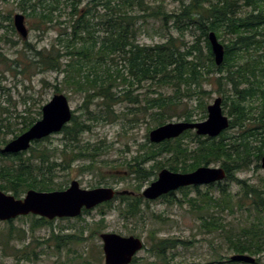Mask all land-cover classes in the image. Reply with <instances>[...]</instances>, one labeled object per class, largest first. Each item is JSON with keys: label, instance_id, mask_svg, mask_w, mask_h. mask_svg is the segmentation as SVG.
<instances>
[{"label": "trees", "instance_id": "trees-1", "mask_svg": "<svg viewBox=\"0 0 264 264\" xmlns=\"http://www.w3.org/2000/svg\"><path fill=\"white\" fill-rule=\"evenodd\" d=\"M51 1L17 0L18 8L26 17L37 19V29L46 31L50 29V24H57L61 28L46 47L37 49L28 41L24 43L25 50L31 52L32 57L30 65L23 71L16 68L19 60H11L3 52V44H17L10 37L17 31L11 13L6 15L0 10V64H5L9 71L21 74L37 68L62 76L61 82L70 87L71 92L84 95L87 120L97 124L118 119L120 115L115 106L119 102L140 106L139 96L134 97L132 93L134 88L142 87L144 83L155 87V96L148 99L146 107L139 108L133 114L150 116L156 127L171 120L185 100H197L198 108L204 112L206 95L209 93L204 89L205 84L209 82L217 87V92L224 95L223 105L226 107L231 102L229 115L233 120L229 128L241 129L239 135H230L226 130L219 138H209L200 137L189 130L177 139L152 143L147 148L142 145L133 161H124L121 165L127 167L129 174H134L136 180L142 183L165 167L174 172L188 173L201 166L220 163L226 172L224 181L227 183L210 185L204 192L199 186L179 191L183 193L184 201L199 214L200 228L206 233L226 234L230 249L237 254H264V179L261 185L236 176V173L248 167L252 157L260 160L264 156V0H177L180 8L173 13L166 12L163 5L153 6L147 0H91L84 7H81L82 0ZM239 1L251 8L250 12L240 14ZM62 4L71 9L65 21L60 19L61 15H55ZM148 18L162 23L167 29L174 28L182 37L186 32H199V35H194L197 37L192 44L169 33L164 41L144 45L140 43L138 35ZM210 32H215L225 47V59L220 66L214 60L208 39ZM226 35L228 37L223 40ZM226 39L228 41L225 43ZM225 85L232 86L233 96L226 94ZM244 85L247 87L243 88ZM163 88H175V94H165L161 91ZM56 89L58 93L62 92L58 86ZM9 91L6 99L9 105L5 106L1 94L6 96L7 89L0 79V145H6L11 140L8 139L9 135L18 137L42 117V108L33 110L28 103L34 100L32 96L24 99L23 110L19 111V103L12 102ZM98 98L102 100L97 104L100 110L91 111L88 106L90 99ZM250 100L259 103L253 104ZM247 101L250 104L245 105ZM76 112L73 111L71 122L62 130L64 145L61 149L41 148L45 138L35 141V146L26 152H0L2 191L22 198L31 189L43 192L65 190L66 184L61 180L56 181L60 178L58 173L71 168L74 163H79L78 169L83 174L100 170L97 158L105 151L99 145L81 140L82 134L90 130V125L80 119ZM179 116L188 122L195 121L192 111H184ZM205 117L206 113L203 115ZM252 122L254 125L248 126ZM188 138L193 146L186 142ZM101 164L109 167L111 162L101 161ZM230 182L240 185L239 192L234 194L231 191ZM214 185L219 188L218 197L210 195ZM193 191L197 192V196H190ZM161 199L171 204L183 202L176 197V192ZM115 200H119L117 209L120 215L128 220L145 219L143 205L151 202L144 199L142 194H120ZM113 201L100 205L102 217L97 223L91 224L85 220L84 224L73 226V233H56L53 229L51 239L57 251L60 253L65 247L71 248V245L80 246L95 235H101L106 227L105 208L111 209ZM244 212L248 214L245 216ZM83 213L89 214L90 211L84 210ZM226 214L242 215L236 235L232 233L233 225L227 222ZM151 216L160 218L155 213ZM33 218L32 228L54 222L45 218L36 219V216ZM157 234V230L151 231L149 252L160 261L144 264H174L170 260L175 253L170 255L169 252L189 243L175 238H158ZM24 236L21 232L18 239ZM11 239L10 232L8 240L1 241L4 251ZM13 255L18 261L38 258V253L29 251L28 247L15 248ZM259 258L254 264H260ZM226 259V264H242L231 261L230 257ZM137 260L135 258L133 264ZM60 264H92V261L87 255L80 254L68 262L60 261Z\"/></svg>", "mask_w": 264, "mask_h": 264}, {"label": "rangeland", "instance_id": "rangeland-1", "mask_svg": "<svg viewBox=\"0 0 264 264\" xmlns=\"http://www.w3.org/2000/svg\"><path fill=\"white\" fill-rule=\"evenodd\" d=\"M64 1V0H63ZM91 0H82L81 7L87 5ZM150 4L163 5V9L168 13H173L179 10L180 4L177 0H147ZM217 2L218 0H211ZM48 2H52L48 0ZM240 14L245 15L250 12L251 8L245 6L243 1H239ZM0 10L6 15L11 13L12 18L17 13H22V10L18 8L17 0H8L3 2L0 0ZM59 10L55 12V15L60 17L61 20L68 18V13L70 8L65 7L64 4L59 5ZM25 15V14H24ZM38 23L36 18L26 17V24L29 28V36L27 39H23L17 32L12 33L10 37L17 41L16 45L3 44V52L11 60H19V66L16 68L19 70H24V68L30 65V58L32 57L31 52L25 50L24 43L26 41L30 42L37 49L46 47L58 34L60 31V26L57 24H50L48 26L50 29L44 31L43 29H37L36 24ZM2 33V32H1ZM173 34L175 37L184 38L187 43L192 44L199 35V32L189 33L186 32L184 37L180 36L174 28L167 29L160 22H155L154 19L148 18L146 22L142 24V28L138 35L141 44L153 45L157 42L164 41V37ZM228 36L226 35L225 38ZM220 40V39H219ZM222 40V39H221ZM220 40V41H221ZM228 39L224 42L226 43ZM11 64V63H9ZM13 64V63H12ZM0 79L3 87L7 89L5 93L6 96L1 94L4 99V105L8 106V101H6L8 96V90L12 102H18V110H23V101L27 99L28 96L34 98L33 101H29V105L33 110L42 108L46 103H48L52 97L56 94H64L68 97L71 108L73 111H77L75 114L80 117L87 125H90V130L82 134L81 140L84 143H90L91 145H99L104 149V154L97 158L99 161L100 170L94 173L80 172L78 169L79 163L72 164L71 168L64 171H60L59 179L56 181H62L69 187L70 183L77 180L82 188L93 189L98 187H112L116 191L126 192V195L139 196L142 194L144 189H146L152 181L158 176L160 171H157L155 176H152L149 180L140 181L136 180L134 174H129L128 168L121 165L124 161H133V157L137 155L142 145L147 148L151 145L149 139L150 132L156 128V124L153 119L143 113L139 115L133 114L141 107H146L148 105L147 101L151 97H154L153 91L155 87L149 83H144L142 87L134 88L132 93L134 97L139 96L141 101L140 106L130 104L127 102H119L115 106V110L119 113V118L115 121L93 123L87 120V112L84 110V95L80 92L70 91V87L62 83V76H59L54 72H42L37 68H32L30 71L21 74L16 71H9L5 64H0ZM43 81H46L44 83ZM59 87L62 92L58 93L56 87ZM231 85H225L224 89L226 94L233 96L234 92ZM247 87V85H244ZM204 89L209 91L206 95V110L198 108L197 100L192 99L187 102L184 101V105L177 108L176 112L173 113V118L169 122H179L185 121L179 115H182L184 111H192L194 113L195 121H204L208 117L207 107L214 102L216 98L222 99V106L224 114L227 115L230 120H233L232 115H229V109L231 102H228L225 107L224 95L217 92V87L209 84H205ZM165 94L172 95L175 94V88H163L161 89ZM183 91V88H181ZM251 101V100H250ZM253 104H258V101H251ZM99 103H102L100 98L90 99L88 106L91 111L98 112L100 110ZM250 104V102H245V105ZM204 113L206 117L203 118ZM178 115V116H177ZM253 122L248 123V126H253ZM226 132V131H225ZM242 130L238 127L233 129H227V133L230 135H239ZM14 135H9L8 139H13ZM220 137V136H219ZM217 137V138H219ZM191 139H186V142H190ZM260 143H256L259 145ZM64 145L62 132L56 133L48 137L41 144V148L47 147L49 149L59 148L61 149ZM190 142V146H193ZM4 147V145H1ZM35 146V144L33 145ZM39 148V147H38ZM27 154L26 157H28ZM1 160V159H0ZM101 161H109L111 165L109 167L101 164ZM148 166H151L149 164ZM147 166V167H148ZM210 166L221 167L220 163L212 164ZM166 168V167H165ZM168 169V168H166ZM236 176L240 179L249 180L251 183L261 184L264 179V169L261 166V159L256 157L251 158V162L248 167L240 170L236 173ZM103 177L104 179H102ZM227 183L226 181L222 182ZM230 189L235 194L239 192L240 185L237 182H230ZM208 186H201L202 192L208 190ZM139 189V190H138ZM210 195H219V188L214 185L210 189ZM25 196V195H23ZM190 196H197V192L193 191ZM176 197L183 202L180 203H169L158 199L156 201L149 202V205L144 204L145 209V219H126L122 217L118 211L119 200H114L112 208L106 209V227L102 233H117L123 236H136L144 240L146 248L138 254V260L134 264H144L147 262H157L159 259L151 252H149L150 243L149 236L152 230H157L158 238H175L188 242L187 246H179L176 250L169 252L171 255L175 253V257L172 258L174 264H191V263H206L213 262L214 264H226V257H231L235 253L230 249V245L226 234L222 232H212L206 233L205 230L201 229V220L198 216L199 214L191 209L190 204L184 201V195L181 191L176 192ZM102 206H98L90 211L89 214L83 213L74 219H55L52 225H46L44 227H33V216L19 217L13 221L3 222L0 221V264H60V261L68 262L70 259L78 257L80 254L87 255V257L92 261V264H105L104 253H103V242L100 235H95L93 238L88 239L80 246L71 245L65 247L59 253L53 244L51 239V233L54 229L56 233H73L75 227L85 223L94 224L101 219L102 215L100 213ZM153 213L158 215L160 218L154 219L151 216ZM248 212H244L246 216ZM33 218V219H32ZM38 217H36L37 219ZM163 219L164 221H162ZM242 219V215L238 214L236 216L226 214V220L228 223L233 225L232 233L236 235L238 224ZM13 229V230H12ZM11 232L12 239L9 241V246H6L4 251V245L1 241L6 242ZM23 232L25 234L22 239H18L19 233ZM28 247L29 251H34L38 253V258L33 261L21 260L18 261L13 255L16 249H23ZM75 250V251H74ZM74 251V252H73ZM7 254H6V253ZM249 255V254H248ZM252 256V255H250ZM255 259L260 257V264H264V254L261 256H252ZM174 259V260H173ZM58 262V263H57Z\"/></svg>", "mask_w": 264, "mask_h": 264}, {"label": "water", "instance_id": "water-1", "mask_svg": "<svg viewBox=\"0 0 264 264\" xmlns=\"http://www.w3.org/2000/svg\"><path fill=\"white\" fill-rule=\"evenodd\" d=\"M17 33L27 39L29 29L26 17L17 13L13 17ZM212 53L217 66L223 64L225 47L215 32L208 35ZM70 102L64 94H56L42 107V117L27 131L10 140L4 147L0 145L2 154H18L28 151L33 142L59 133L68 125L73 117ZM208 117L204 121L169 122L153 129L149 134L151 143L160 144L167 140L177 139L185 132L192 130L198 136L217 138L230 127V119L223 112L222 99L216 98L207 107ZM264 169V156L261 160ZM226 172L222 167L201 166L189 173L174 172L162 169L144 191L142 196L154 201L181 188L192 186H209L224 181ZM112 187L82 188L77 180L70 183L65 190L43 192L28 190L23 198H16L0 189V221H12L18 217L34 215L47 220L77 218L84 210L112 201L116 196L125 194ZM105 264H131L139 252L144 250L143 239L136 236H123L117 233H102ZM231 261L254 264L255 258L248 254H234Z\"/></svg>", "mask_w": 264, "mask_h": 264}, {"label": "flooded vegetation", "instance_id": "flooded-vegetation-1", "mask_svg": "<svg viewBox=\"0 0 264 264\" xmlns=\"http://www.w3.org/2000/svg\"><path fill=\"white\" fill-rule=\"evenodd\" d=\"M37 217V216H36ZM101 236V235H100ZM138 258V257H137ZM25 260V259H24ZM28 261V260H27Z\"/></svg>", "mask_w": 264, "mask_h": 264}]
</instances>
